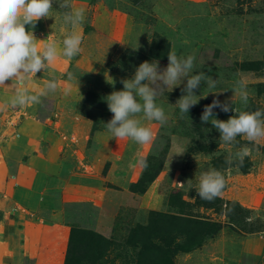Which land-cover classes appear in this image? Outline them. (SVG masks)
Instances as JSON below:
<instances>
[{
	"label": "rangeland",
	"instance_id": "1",
	"mask_svg": "<svg viewBox=\"0 0 264 264\" xmlns=\"http://www.w3.org/2000/svg\"><path fill=\"white\" fill-rule=\"evenodd\" d=\"M94 1L103 12L98 26L107 25L105 8L111 10L116 23L110 36L101 34L108 46L115 45L110 58L92 69L67 71L73 73L71 81L67 72L59 76L61 84L71 88L70 93L50 94L37 104L38 110L53 115L54 102L70 108L77 100L78 113L93 123L94 136L87 151L80 155L81 160L78 154H71L68 161L79 164L75 171L80 175L74 179L79 186L92 187L93 194L87 191L77 200H58L51 207L58 213L53 218L48 216L53 209L41 213L48 225L62 222L68 227L64 231L65 258L71 228L75 227L114 240L108 264H132L137 250L123 244L129 231L149 224L153 211L170 214L180 207L191 219H200L210 227L199 247L171 253L174 264H264V152L260 150L264 141L248 144L237 137V143L225 145L211 123L200 119L205 105L214 98L223 102L232 97L234 109L264 110V0ZM170 49L178 56H195L194 71L219 79L220 85L213 91H228L208 94L202 84L195 94L207 97L181 116L175 103L184 84L172 91L166 89L157 103L168 121L163 126L149 123L155 133L153 143L141 146L112 138L105 127L112 117L106 97L122 90L121 79H130L142 62L159 61L161 69L166 67ZM241 78L250 93L246 109L229 90ZM11 110L14 116L21 113L18 119L27 116L26 109L10 108L9 114ZM214 112L221 120L234 115L218 108ZM1 115L5 119V112ZM8 124L17 126L12 120ZM243 146L250 148V156L242 165L235 159L229 165L230 155ZM181 149L184 152L177 154ZM139 159L146 160L147 166L136 163ZM80 161L89 166L80 165ZM246 164L250 169L243 170ZM212 168L220 170L227 183L222 195L208 202L197 195L198 178ZM110 180L117 183L112 185ZM89 196L92 198L86 199ZM177 243L182 244L180 237Z\"/></svg>",
	"mask_w": 264,
	"mask_h": 264
},
{
	"label": "clouds",
	"instance_id": "2",
	"mask_svg": "<svg viewBox=\"0 0 264 264\" xmlns=\"http://www.w3.org/2000/svg\"><path fill=\"white\" fill-rule=\"evenodd\" d=\"M54 4L55 0H0V88L12 90L13 95L7 102L12 108L40 104L42 98L50 94L62 92L68 95L71 91L68 85H62L55 77L45 80L35 92L28 87L37 78V73L48 72L61 57L72 60L82 52L83 35L80 29L85 20V8L74 7L72 0H59L55 4V7L62 10L58 16L65 29L61 48L58 49L57 42L51 35L40 40L33 31H29V26L34 28L41 19L54 18L56 21L57 17L52 14ZM195 61V56H178L175 50L170 49L168 64L163 69L159 61H144L130 79H121L123 89L113 91L106 97L112 117L105 127L111 137L117 141L131 140L141 146L153 143L155 133L148 126L149 123L163 126L168 121L164 108L157 103V98L166 89L172 91L174 87L184 84L182 94L175 103L181 116L188 114L209 93L228 91H213L219 87V79H214L203 71H194ZM66 76L68 81L74 79L71 72H67ZM9 81L10 84L6 83ZM202 84L209 89L208 94L197 96L195 91ZM229 90L238 96L246 109L250 95L247 82L243 78L238 79ZM217 108L234 115L227 120L217 119L214 112ZM200 119L202 123H211L219 132V140L225 145L237 143V137L244 138L248 144H260L264 141V110L234 109L232 97L223 102L214 98L210 104L205 105ZM183 152L181 149L177 154ZM250 154V148L243 146L230 155L226 162L231 165L235 159L242 165ZM136 163L147 166L144 159H139ZM226 183V177L220 170L209 169L199 175L197 195L200 199L211 202L222 195Z\"/></svg>",
	"mask_w": 264,
	"mask_h": 264
},
{
	"label": "crops",
	"instance_id": "3",
	"mask_svg": "<svg viewBox=\"0 0 264 264\" xmlns=\"http://www.w3.org/2000/svg\"><path fill=\"white\" fill-rule=\"evenodd\" d=\"M58 3L59 0H55V4ZM72 3L74 7L85 8V20L80 29L82 52L72 60L61 57L48 72L37 73V78L28 84L33 92L42 87L47 77L55 76L60 80L59 76L75 67L92 69L97 63L103 65L115 48L103 39L110 36V29L116 25L111 10L104 9L107 25L100 28L103 12H99V3L94 0H72ZM55 4L52 14L57 17L56 21L41 19L34 28L29 26V31L40 40L51 35L59 49L65 29L58 16L62 10ZM12 95L11 89L0 88V264H64L67 246L64 231H68V227L62 222L48 225L41 213L52 210L60 199L66 202L85 197L87 191L93 194L92 187L79 186L74 179L80 175L75 171L80 168L79 164L68 163L71 154H78L77 159L81 160L80 155L87 151L94 136L93 123L78 113L77 100L70 108L63 107L60 101L54 102L53 115L38 110L37 104L28 105L23 108L27 116L18 119L21 113L14 116L11 110L9 114L12 107L7 102ZM1 112H5V119ZM10 120L17 126H9ZM79 163L89 166L83 161ZM110 183L117 182L110 180ZM90 198L92 196L86 199ZM48 216L53 218L58 213L53 209Z\"/></svg>",
	"mask_w": 264,
	"mask_h": 264
},
{
	"label": "trees",
	"instance_id": "4",
	"mask_svg": "<svg viewBox=\"0 0 264 264\" xmlns=\"http://www.w3.org/2000/svg\"><path fill=\"white\" fill-rule=\"evenodd\" d=\"M260 150L264 152V146ZM243 168L248 170L250 165L246 164ZM152 214L149 224L132 228L123 243L125 247L131 246L137 250L132 264H174L171 253L194 250L203 243L209 231L210 224H205L200 219L194 221L180 207L174 213L153 211ZM174 234L177 238H173ZM179 237L182 244L177 243ZM113 247L114 240L93 231L73 227L65 264H108ZM168 247L173 252H168Z\"/></svg>",
	"mask_w": 264,
	"mask_h": 264
}]
</instances>
